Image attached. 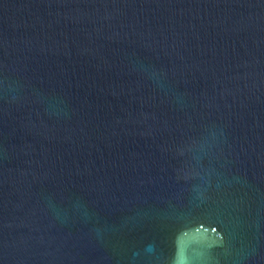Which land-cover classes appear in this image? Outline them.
I'll list each match as a JSON object with an SVG mask.
<instances>
[{"label": "water", "instance_id": "water-1", "mask_svg": "<svg viewBox=\"0 0 264 264\" xmlns=\"http://www.w3.org/2000/svg\"><path fill=\"white\" fill-rule=\"evenodd\" d=\"M0 264H264V0H0Z\"/></svg>", "mask_w": 264, "mask_h": 264}]
</instances>
